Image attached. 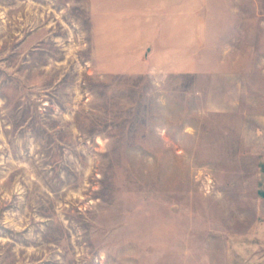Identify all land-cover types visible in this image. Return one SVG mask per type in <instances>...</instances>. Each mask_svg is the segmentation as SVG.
<instances>
[{"label":"rangeland","instance_id":"1","mask_svg":"<svg viewBox=\"0 0 264 264\" xmlns=\"http://www.w3.org/2000/svg\"><path fill=\"white\" fill-rule=\"evenodd\" d=\"M259 252L264 0H0V264Z\"/></svg>","mask_w":264,"mask_h":264},{"label":"crops","instance_id":"2","mask_svg":"<svg viewBox=\"0 0 264 264\" xmlns=\"http://www.w3.org/2000/svg\"><path fill=\"white\" fill-rule=\"evenodd\" d=\"M192 25V26H191ZM197 22L190 23V29H193V33H197ZM201 27V25H200ZM238 253V252H237ZM238 257V256H237ZM236 257V258H237ZM247 257V256H246ZM234 258V257H232ZM239 261L236 259H227L226 264H239ZM248 264H264V255H262L260 252L254 255V259L252 262H247ZM245 264V263H244Z\"/></svg>","mask_w":264,"mask_h":264}]
</instances>
